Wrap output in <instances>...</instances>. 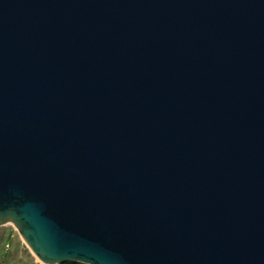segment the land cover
<instances>
[{
    "label": "water",
    "instance_id": "1",
    "mask_svg": "<svg viewBox=\"0 0 264 264\" xmlns=\"http://www.w3.org/2000/svg\"><path fill=\"white\" fill-rule=\"evenodd\" d=\"M44 264H264V0H0V226Z\"/></svg>",
    "mask_w": 264,
    "mask_h": 264
},
{
    "label": "rangeland",
    "instance_id": "2",
    "mask_svg": "<svg viewBox=\"0 0 264 264\" xmlns=\"http://www.w3.org/2000/svg\"><path fill=\"white\" fill-rule=\"evenodd\" d=\"M16 230L11 223L0 226V234L4 238L8 237L11 243L7 251L0 245V264H44L41 260H37L36 255Z\"/></svg>",
    "mask_w": 264,
    "mask_h": 264
},
{
    "label": "built area",
    "instance_id": "3",
    "mask_svg": "<svg viewBox=\"0 0 264 264\" xmlns=\"http://www.w3.org/2000/svg\"><path fill=\"white\" fill-rule=\"evenodd\" d=\"M13 225V224H12ZM14 229L16 230V227L13 225ZM17 231V230H16ZM0 245L5 249H9L10 247V241L9 238H4L1 234H0Z\"/></svg>",
    "mask_w": 264,
    "mask_h": 264
},
{
    "label": "crops",
    "instance_id": "4",
    "mask_svg": "<svg viewBox=\"0 0 264 264\" xmlns=\"http://www.w3.org/2000/svg\"><path fill=\"white\" fill-rule=\"evenodd\" d=\"M10 244H11V243H10ZM7 250H8V249H7ZM7 250H6V251H7Z\"/></svg>",
    "mask_w": 264,
    "mask_h": 264
},
{
    "label": "bare ground",
    "instance_id": "5",
    "mask_svg": "<svg viewBox=\"0 0 264 264\" xmlns=\"http://www.w3.org/2000/svg\"><path fill=\"white\" fill-rule=\"evenodd\" d=\"M37 260H38V258H37Z\"/></svg>",
    "mask_w": 264,
    "mask_h": 264
},
{
    "label": "trees",
    "instance_id": "6",
    "mask_svg": "<svg viewBox=\"0 0 264 264\" xmlns=\"http://www.w3.org/2000/svg\"><path fill=\"white\" fill-rule=\"evenodd\" d=\"M71 264V263H70Z\"/></svg>",
    "mask_w": 264,
    "mask_h": 264
}]
</instances>
